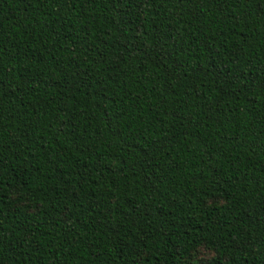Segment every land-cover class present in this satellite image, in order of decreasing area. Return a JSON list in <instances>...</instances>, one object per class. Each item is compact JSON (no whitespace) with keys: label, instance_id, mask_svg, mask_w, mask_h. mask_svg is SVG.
<instances>
[{"label":"trees","instance_id":"16d2710c","mask_svg":"<svg viewBox=\"0 0 264 264\" xmlns=\"http://www.w3.org/2000/svg\"><path fill=\"white\" fill-rule=\"evenodd\" d=\"M0 264H264V0H0Z\"/></svg>","mask_w":264,"mask_h":264}]
</instances>
